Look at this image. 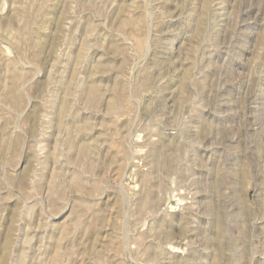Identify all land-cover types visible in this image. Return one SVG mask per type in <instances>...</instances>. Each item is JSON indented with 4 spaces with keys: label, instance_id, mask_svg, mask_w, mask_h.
I'll list each match as a JSON object with an SVG mask.
<instances>
[{
    "label": "rangeland",
    "instance_id": "obj_1",
    "mask_svg": "<svg viewBox=\"0 0 264 264\" xmlns=\"http://www.w3.org/2000/svg\"><path fill=\"white\" fill-rule=\"evenodd\" d=\"M0 264H264V0H0Z\"/></svg>",
    "mask_w": 264,
    "mask_h": 264
}]
</instances>
